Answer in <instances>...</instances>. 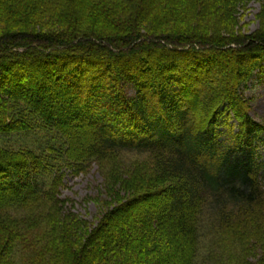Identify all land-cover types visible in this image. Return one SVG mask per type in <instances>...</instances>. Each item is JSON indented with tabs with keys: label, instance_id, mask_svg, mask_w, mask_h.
I'll return each mask as SVG.
<instances>
[{
	"label": "trees",
	"instance_id": "1",
	"mask_svg": "<svg viewBox=\"0 0 264 264\" xmlns=\"http://www.w3.org/2000/svg\"><path fill=\"white\" fill-rule=\"evenodd\" d=\"M244 1L0 0V264H264ZM92 167L88 223L60 195Z\"/></svg>",
	"mask_w": 264,
	"mask_h": 264
},
{
	"label": "rangeland",
	"instance_id": "2",
	"mask_svg": "<svg viewBox=\"0 0 264 264\" xmlns=\"http://www.w3.org/2000/svg\"><path fill=\"white\" fill-rule=\"evenodd\" d=\"M239 6L242 8L239 7L235 18L238 32L251 34L264 30V0H246ZM260 74V77L251 79L244 90V94L252 99L251 114L258 120L264 119V71ZM102 182V173L96 171L95 167L86 174L66 175L61 192V197L67 199L66 209L76 214L80 220L93 222L94 216L104 208L103 200H109V197L100 191Z\"/></svg>",
	"mask_w": 264,
	"mask_h": 264
}]
</instances>
